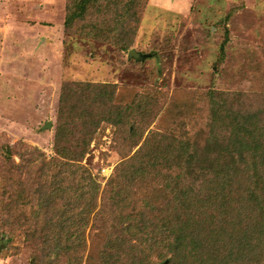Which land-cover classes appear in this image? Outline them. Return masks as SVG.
<instances>
[{
    "label": "trees",
    "instance_id": "16d2710c",
    "mask_svg": "<svg viewBox=\"0 0 264 264\" xmlns=\"http://www.w3.org/2000/svg\"><path fill=\"white\" fill-rule=\"evenodd\" d=\"M146 1L66 0L64 27L128 49ZM116 89L65 83L54 154L30 148L23 165L2 150L0 245L22 236L30 264H264V101L229 109L209 91L205 136L175 120L148 131L101 185L81 163L100 123L135 138L157 113L149 90L123 101Z\"/></svg>",
    "mask_w": 264,
    "mask_h": 264
},
{
    "label": "rangeland",
    "instance_id": "374dc122",
    "mask_svg": "<svg viewBox=\"0 0 264 264\" xmlns=\"http://www.w3.org/2000/svg\"><path fill=\"white\" fill-rule=\"evenodd\" d=\"M146 3L126 35L128 49L121 50L66 29V0H0V175L6 146L14 163L23 154V165L30 148L54 154L65 83L115 84L123 101L146 90L156 97L157 113L138 137L108 122L96 129L81 163L101 185L148 131L175 120L172 126L188 137L205 136L209 91L229 94V109L263 106L264 0ZM22 168L26 184L34 168ZM22 240L3 237L0 264H30Z\"/></svg>",
    "mask_w": 264,
    "mask_h": 264
}]
</instances>
